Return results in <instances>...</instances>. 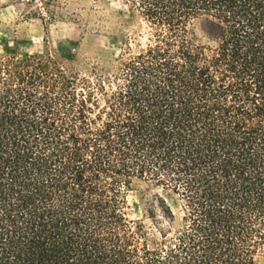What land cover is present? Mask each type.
Segmentation results:
<instances>
[{"label": "trees", "instance_id": "obj_1", "mask_svg": "<svg viewBox=\"0 0 264 264\" xmlns=\"http://www.w3.org/2000/svg\"><path fill=\"white\" fill-rule=\"evenodd\" d=\"M131 2L153 33L115 69L0 60V264H255L264 0ZM142 184L180 216L152 195L129 219Z\"/></svg>", "mask_w": 264, "mask_h": 264}, {"label": "rangeland", "instance_id": "obj_2", "mask_svg": "<svg viewBox=\"0 0 264 264\" xmlns=\"http://www.w3.org/2000/svg\"><path fill=\"white\" fill-rule=\"evenodd\" d=\"M152 33L131 0H0V60L51 55L66 69L90 76L94 68L115 69L128 53L144 49ZM190 36L196 44L208 42L199 22L190 27ZM152 195L180 216L176 195L142 184L128 194L129 219L150 223ZM255 264H264V246Z\"/></svg>", "mask_w": 264, "mask_h": 264}]
</instances>
